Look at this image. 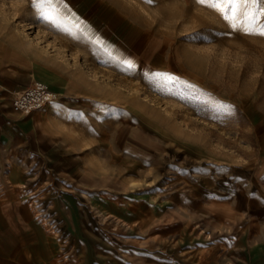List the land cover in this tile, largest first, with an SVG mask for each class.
I'll list each match as a JSON object with an SVG mask.
<instances>
[{"label":"rangeland","instance_id":"374dc122","mask_svg":"<svg viewBox=\"0 0 264 264\" xmlns=\"http://www.w3.org/2000/svg\"><path fill=\"white\" fill-rule=\"evenodd\" d=\"M54 3L42 12L32 0H0V37L87 91L76 95L87 107L79 170L57 173L47 160L51 183L139 214L93 211V226L119 247L167 252L173 243L205 264H243L247 249L260 251L264 37L234 30L197 0ZM46 226L59 232L56 221ZM73 233L87 230L75 221Z\"/></svg>","mask_w":264,"mask_h":264},{"label":"crops","instance_id":"0c3cea01","mask_svg":"<svg viewBox=\"0 0 264 264\" xmlns=\"http://www.w3.org/2000/svg\"><path fill=\"white\" fill-rule=\"evenodd\" d=\"M69 14L76 23L84 20L82 11L72 9ZM40 58L25 43L0 37V264H58L62 254L67 258L62 264H205L196 249L173 243L167 252L113 245L89 220L93 211L133 220L141 216H131L121 205L98 197L83 199L61 187L60 179L51 183L47 160L57 173L79 170L74 160L80 157L77 143L85 130L78 119L86 118L87 107L85 98L78 100L76 95L87 91L73 87L66 71ZM36 79L46 82L58 97L21 114L12 106L13 92ZM51 221L58 223L59 232L48 231ZM75 221L87 234L73 233ZM246 254L243 264H251L252 257L254 264L264 263V242L260 251L251 248Z\"/></svg>","mask_w":264,"mask_h":264},{"label":"snow or ice","instance_id":"6c2138e0","mask_svg":"<svg viewBox=\"0 0 264 264\" xmlns=\"http://www.w3.org/2000/svg\"><path fill=\"white\" fill-rule=\"evenodd\" d=\"M197 3L219 13L234 30L264 37V0H197ZM32 4L42 12L55 7L54 0H32ZM127 63L129 68L133 67L131 62Z\"/></svg>","mask_w":264,"mask_h":264},{"label":"built area","instance_id":"2783aa9c","mask_svg":"<svg viewBox=\"0 0 264 264\" xmlns=\"http://www.w3.org/2000/svg\"><path fill=\"white\" fill-rule=\"evenodd\" d=\"M58 93L41 80H33L23 89L13 94L11 103L21 114H30L53 101Z\"/></svg>","mask_w":264,"mask_h":264},{"label":"bare ground","instance_id":"6f19581e","mask_svg":"<svg viewBox=\"0 0 264 264\" xmlns=\"http://www.w3.org/2000/svg\"><path fill=\"white\" fill-rule=\"evenodd\" d=\"M118 50V49H117ZM37 80V79H36ZM46 83V82H45ZM24 87L23 86H21V88L20 89H17V90H15L14 92H13V94H15L16 92H18L19 90H21V89H23Z\"/></svg>","mask_w":264,"mask_h":264}]
</instances>
